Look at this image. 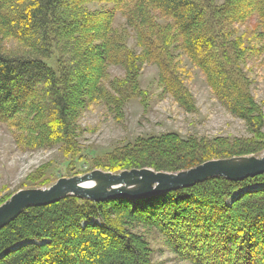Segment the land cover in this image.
<instances>
[{
  "label": "trees",
  "instance_id": "trees-1",
  "mask_svg": "<svg viewBox=\"0 0 264 264\" xmlns=\"http://www.w3.org/2000/svg\"><path fill=\"white\" fill-rule=\"evenodd\" d=\"M90 3L111 8L91 11ZM116 13L125 19L121 30L113 27ZM238 25L251 27L249 35H236ZM128 27L139 53L126 45ZM6 41L17 48L7 49ZM175 50L250 136L136 138L95 168L177 173L210 160L260 156L264 118L243 67L264 54V0H0V123L18 131L21 148L59 146L73 156L81 110L103 103L119 112L142 96L143 63L155 65L163 91L191 111ZM51 57L56 71L45 64ZM110 66L123 77L110 78ZM135 227L154 229L176 259L190 264H264V173L237 182L210 178L141 199L69 195L27 208L0 229V264H153Z\"/></svg>",
  "mask_w": 264,
  "mask_h": 264
},
{
  "label": "rangeland",
  "instance_id": "rangeland-1",
  "mask_svg": "<svg viewBox=\"0 0 264 264\" xmlns=\"http://www.w3.org/2000/svg\"><path fill=\"white\" fill-rule=\"evenodd\" d=\"M216 1L221 3L223 0ZM86 7L94 11L110 9L111 5L90 3ZM158 21L166 22L160 18ZM123 26L125 19L116 13L113 27L121 30ZM251 29L248 25L234 27L236 35L248 36ZM127 32V47L139 53L134 33L129 27ZM5 46L9 50L17 48L13 41H6ZM174 54L179 56L178 61L184 71L181 79L191 98V111L181 107L170 94L163 91L158 68L143 63L138 76L142 96L128 99L119 112L103 103H92L81 110L78 119L73 121L77 142V151L73 156L67 155L59 146L33 150L21 148L15 142L18 131L7 123H0V199L22 189L47 188L62 177L81 176L85 172L99 170L95 168L97 163L101 164L114 149L131 144L136 138L167 133L197 139L249 137L245 122L221 105L207 85L203 73L180 50H175ZM45 64L56 71L55 57L46 59ZM243 68L250 80L251 95L261 107L264 118V54L254 55ZM108 71L110 78H122L124 75L120 67L110 66ZM261 132L264 134V124ZM133 229L147 240L153 264H190L176 259L154 229Z\"/></svg>",
  "mask_w": 264,
  "mask_h": 264
},
{
  "label": "water",
  "instance_id": "water-1",
  "mask_svg": "<svg viewBox=\"0 0 264 264\" xmlns=\"http://www.w3.org/2000/svg\"><path fill=\"white\" fill-rule=\"evenodd\" d=\"M264 173L262 155L210 160L177 173L132 169L119 173L92 170L81 176L62 177L47 188L22 189L0 205V229L30 207L54 203L72 195L82 200L102 202L114 198L141 199L188 188L206 179L222 177L232 182Z\"/></svg>",
  "mask_w": 264,
  "mask_h": 264
},
{
  "label": "bare ground",
  "instance_id": "bare-ground-1",
  "mask_svg": "<svg viewBox=\"0 0 264 264\" xmlns=\"http://www.w3.org/2000/svg\"><path fill=\"white\" fill-rule=\"evenodd\" d=\"M79 199V198H78ZM80 200H82V199H80Z\"/></svg>",
  "mask_w": 264,
  "mask_h": 264
}]
</instances>
